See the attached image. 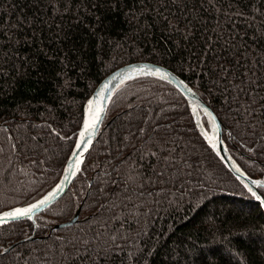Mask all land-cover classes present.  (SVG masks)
Listing matches in <instances>:
<instances>
[{
	"label": "trees",
	"instance_id": "1",
	"mask_svg": "<svg viewBox=\"0 0 264 264\" xmlns=\"http://www.w3.org/2000/svg\"><path fill=\"white\" fill-rule=\"evenodd\" d=\"M140 63L190 85L264 181V0H0V214L60 183L90 99ZM0 264H264V211L184 96L138 79L115 93L64 199L0 229Z\"/></svg>",
	"mask_w": 264,
	"mask_h": 264
},
{
	"label": "water",
	"instance_id": "2",
	"mask_svg": "<svg viewBox=\"0 0 264 264\" xmlns=\"http://www.w3.org/2000/svg\"><path fill=\"white\" fill-rule=\"evenodd\" d=\"M138 79H153L161 81L170 85L171 87L176 89L181 95L184 96V98L188 101L189 105L191 106L195 125L208 147L215 153V155L224 164L227 170L258 202V204L261 205L264 211V197L260 192L261 189H264V187L261 186L264 185V181L253 180L252 178H250L242 170L236 160L232 157L228 145L224 141V125L222 121L218 118L216 113L200 98V96H198V94L192 89L190 85H188L186 82H184L181 78H179L177 75H175L168 69L148 63H140L124 67L109 76L99 86V88L96 90V92L90 99L88 103V110L85 122L93 118V116L95 115L96 108L100 109L99 121L95 123L94 129H88L87 131H85L84 123L81 132H85V137L88 138L90 142L82 145V148L86 150L80 152L79 156L71 155L60 183L45 198L42 199L44 200L46 198L51 197L50 199H48V202L36 209L31 214V219H8L6 222L0 223V229L6 228L16 223L23 222H30L36 224L37 217L43 215L55 205H57L62 199H64V197L70 192L71 188L73 187L77 177L81 173L83 166L87 161L91 150L95 146L96 141L99 139L103 131L115 93L119 89H121L125 84ZM90 103H92L94 106L93 111L91 113L89 111ZM202 116L205 117L211 124L210 131L206 130V128L204 127ZM81 139L82 138L79 135L76 144L80 143ZM74 151H76V147ZM69 170H71V173H69ZM65 177H67V179ZM53 193H55V195H52ZM257 197H259L260 199H257ZM40 201L34 204H38ZM32 205L19 208L23 209ZM16 209L17 208L4 212L0 214V216H3L5 213L13 212ZM79 218L80 211L72 222L58 225L54 228V231H61L63 229L74 227L79 222ZM32 241H34L33 238L19 243L15 247L6 250L3 253V256L10 254L11 251L17 246L24 245Z\"/></svg>",
	"mask_w": 264,
	"mask_h": 264
},
{
	"label": "snow or ice",
	"instance_id": "3",
	"mask_svg": "<svg viewBox=\"0 0 264 264\" xmlns=\"http://www.w3.org/2000/svg\"><path fill=\"white\" fill-rule=\"evenodd\" d=\"M93 108H94L93 104L90 103L89 104L90 113L93 111ZM99 118H100V109L96 108L95 109V115L93 116V118L91 120L85 122V125H84L85 131H87L88 129H94L95 123L99 121ZM80 137L82 138L81 142L76 144V146H75L76 151H74L72 153L73 156H79L80 152L86 150V149L82 148V145L90 142L89 139L85 137V132H81ZM69 173H71V170H69ZM65 178L67 179V177H65ZM261 186L264 187V185H261ZM52 195H55V193H53ZM50 198L51 197L46 198L44 200H41L38 204H34L30 207L23 208V209L17 208L13 212L5 213L3 216H0V223H4L8 219H20V218L31 219L32 218L31 214L36 209H38L41 205L46 204L48 202V199H50ZM257 199H260V198L257 197Z\"/></svg>",
	"mask_w": 264,
	"mask_h": 264
},
{
	"label": "rangeland",
	"instance_id": "4",
	"mask_svg": "<svg viewBox=\"0 0 264 264\" xmlns=\"http://www.w3.org/2000/svg\"><path fill=\"white\" fill-rule=\"evenodd\" d=\"M205 127V126H204ZM206 128V130H208V131H210V129H211V124L209 123V126L208 127H205Z\"/></svg>",
	"mask_w": 264,
	"mask_h": 264
}]
</instances>
